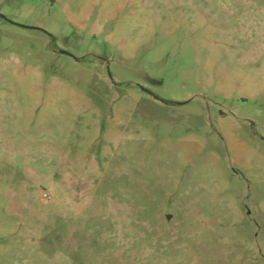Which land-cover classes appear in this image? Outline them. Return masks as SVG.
I'll return each instance as SVG.
<instances>
[{
	"label": "rangeland",
	"instance_id": "1",
	"mask_svg": "<svg viewBox=\"0 0 264 264\" xmlns=\"http://www.w3.org/2000/svg\"><path fill=\"white\" fill-rule=\"evenodd\" d=\"M0 264H264V0H0Z\"/></svg>",
	"mask_w": 264,
	"mask_h": 264
}]
</instances>
